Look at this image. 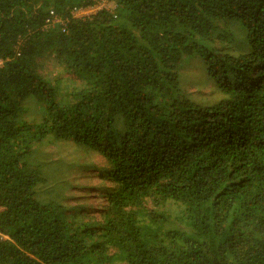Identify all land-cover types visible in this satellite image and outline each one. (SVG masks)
Wrapping results in <instances>:
<instances>
[{"label": "trees", "instance_id": "16d2710c", "mask_svg": "<svg viewBox=\"0 0 264 264\" xmlns=\"http://www.w3.org/2000/svg\"><path fill=\"white\" fill-rule=\"evenodd\" d=\"M112 1L0 0V264H264V0Z\"/></svg>", "mask_w": 264, "mask_h": 264}, {"label": "rangeland", "instance_id": "374dc122", "mask_svg": "<svg viewBox=\"0 0 264 264\" xmlns=\"http://www.w3.org/2000/svg\"><path fill=\"white\" fill-rule=\"evenodd\" d=\"M104 7H106L109 10L114 9L115 3L112 0H108V1L106 0ZM52 26H48V27H52ZM199 62H200L199 59H192L187 64H185L184 74L187 73L192 77L193 86H191L190 83H185V82H184V85L191 92L199 90L201 93H204L206 92V87L204 85V79L206 78V73L204 70L200 69L201 67L198 64ZM54 65H55V61L50 60L48 64V68H51ZM0 66H1V62H0Z\"/></svg>", "mask_w": 264, "mask_h": 264}, {"label": "built area", "instance_id": "2783aa9c", "mask_svg": "<svg viewBox=\"0 0 264 264\" xmlns=\"http://www.w3.org/2000/svg\"><path fill=\"white\" fill-rule=\"evenodd\" d=\"M95 1H96L95 5L86 8L76 9L72 12L71 15L76 19H81V18L89 17L90 15H93L100 10L107 9L106 7H104L106 0H95ZM49 14H50V18L47 19V24L49 26L63 25V27H65L64 21L58 18L54 13V11H50ZM1 237L3 238V236Z\"/></svg>", "mask_w": 264, "mask_h": 264}]
</instances>
